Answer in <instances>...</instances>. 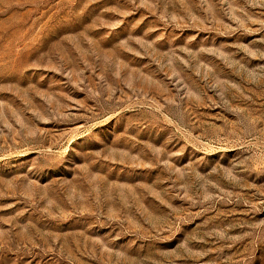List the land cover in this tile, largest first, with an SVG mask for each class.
I'll list each match as a JSON object with an SVG mask.
<instances>
[{
    "label": "rangeland",
    "instance_id": "1",
    "mask_svg": "<svg viewBox=\"0 0 264 264\" xmlns=\"http://www.w3.org/2000/svg\"><path fill=\"white\" fill-rule=\"evenodd\" d=\"M0 264H264V0H0Z\"/></svg>",
    "mask_w": 264,
    "mask_h": 264
}]
</instances>
